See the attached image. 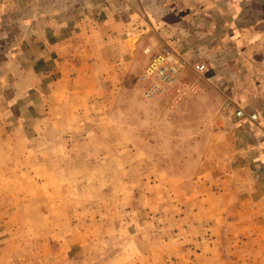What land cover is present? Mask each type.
<instances>
[{"label":"crops","instance_id":"0c3cea01","mask_svg":"<svg viewBox=\"0 0 264 264\" xmlns=\"http://www.w3.org/2000/svg\"><path fill=\"white\" fill-rule=\"evenodd\" d=\"M166 45L208 68L205 90L175 107L145 97L139 82ZM116 107L127 141L150 159L180 160L178 179L163 173L166 189L200 200L208 230L196 234L188 216L179 241L207 238L208 264H264V0H0V238L12 250L0 264L22 254L21 238L39 241L48 263L47 208L66 185L53 158L91 142L101 111ZM14 213L45 229L31 236ZM57 255L49 263L65 264ZM93 264L120 263L109 247Z\"/></svg>","mask_w":264,"mask_h":264},{"label":"rangeland","instance_id":"374dc122","mask_svg":"<svg viewBox=\"0 0 264 264\" xmlns=\"http://www.w3.org/2000/svg\"><path fill=\"white\" fill-rule=\"evenodd\" d=\"M142 71L140 68L139 73ZM131 87L132 82L127 89ZM118 104H124L123 97L118 98ZM101 113V120L106 117L95 129L94 141L74 142L75 150L65 152L67 157L53 158V170H62L66 185L54 186L52 206L47 208L52 224L45 227L51 237L41 242L42 247L51 250L47 264L57 259L58 252L65 257V264H93L109 247L120 264H208L207 238L196 239L186 233L179 241L180 232L188 227L183 222L188 216H197L191 225L196 234L208 230L207 223L199 222L200 200L193 197L194 204L189 205L185 192L163 185L169 182L163 173H173L180 166L174 161L180 160L150 159L140 149L139 141H127L122 109L116 107L110 115L107 110ZM108 116L117 124L111 130ZM174 174L173 179H178ZM50 182L58 184L59 176H52ZM13 217L22 230L28 228L31 236L45 229L44 225H24L18 213ZM28 240H17L21 244L16 248L22 254L13 256V261L28 264L37 260L35 264H45L43 253L38 252L39 241L31 244ZM2 243L4 238H0V261L7 260L12 251ZM217 244L220 246V240ZM26 248L30 250L24 251Z\"/></svg>","mask_w":264,"mask_h":264},{"label":"built area","instance_id":"2783aa9c","mask_svg":"<svg viewBox=\"0 0 264 264\" xmlns=\"http://www.w3.org/2000/svg\"><path fill=\"white\" fill-rule=\"evenodd\" d=\"M147 51H150L148 49ZM191 70L195 75L192 80L183 78ZM143 92L147 98H161L175 107L188 96L200 94L208 82V68L203 61H190L178 51L166 45L158 53H153L144 71L139 76ZM238 111V115H243ZM256 113L251 115L256 119Z\"/></svg>","mask_w":264,"mask_h":264},{"label":"water","instance_id":"95a60500","mask_svg":"<svg viewBox=\"0 0 264 264\" xmlns=\"http://www.w3.org/2000/svg\"><path fill=\"white\" fill-rule=\"evenodd\" d=\"M139 38V36H134L132 39H131V44H132V50H134V45H135V43H136V41H137V39Z\"/></svg>","mask_w":264,"mask_h":264}]
</instances>
